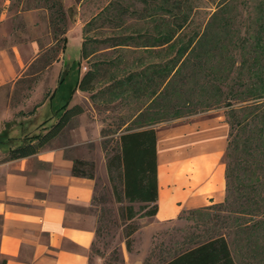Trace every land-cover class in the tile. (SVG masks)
<instances>
[{"label": "rangeland", "instance_id": "1", "mask_svg": "<svg viewBox=\"0 0 264 264\" xmlns=\"http://www.w3.org/2000/svg\"><path fill=\"white\" fill-rule=\"evenodd\" d=\"M61 2L67 13L64 50V43L57 40L53 33L52 10L46 0H0V50L6 59L26 62L34 58L32 64L39 58L33 67L30 68L29 64L24 73L0 87V135L7 131L11 136L7 144L15 147L46 132L68 103L70 106L78 103L85 108V112L72 121L59 139L61 144L68 145L76 130L78 159L95 164L93 173L97 179V194L92 210L100 217L101 232L94 249L99 250L101 255L93 252V257L103 259L98 264H122L119 247L126 237L119 215L120 205L115 201L106 173L98 170L101 161L106 162L105 147L110 151L116 148L118 136L127 130L167 127L211 114L223 115L228 123L233 122L226 104L230 100L229 94L236 90V80H245L249 87L264 93L261 86L264 81V0ZM114 10L126 14L121 15L122 20L111 24L106 14L114 13ZM178 24H184V30L178 33L177 47L195 39L197 33L202 35L201 39H196L198 48L191 52L178 71V77L190 76L184 91L171 92L170 98L162 94L160 97L138 99L129 94L109 102L106 93L112 82L139 72L150 64L164 62L176 51V48L167 53L160 48L141 49L137 47L141 43L137 39L128 43V47L114 46L120 38L137 34L144 36L145 33L156 36L158 31L174 30ZM85 40H88L87 47L91 52L88 59H83L81 55ZM31 44L36 46L34 54L31 53ZM198 61L202 67L195 66ZM96 63L101 65V72L96 95L91 98L90 93L76 88L78 80ZM71 64L60 84L61 73ZM210 77L217 78L213 85L206 84ZM248 90L240 89V94L248 96ZM260 102H264V98ZM233 104L238 108L242 103L234 100ZM259 107L264 110V104ZM33 110L34 113H31ZM262 125L259 122L256 126L248 125L240 129L234 126L227 153L228 175L234 177L238 174L247 184L255 183L251 195L258 204H246L255 216L244 217L234 213L241 209L240 203L244 202L238 200L240 186L236 180L229 188L227 204L214 207L208 215L201 211L191 213L194 227L199 228L205 222L211 226L214 221L222 227L227 224L225 232L233 239L234 232L262 220L263 231L240 234H243L241 239L259 237L264 243V143L259 138ZM4 151H0V162L8 160V151ZM248 162H255L256 165L249 168ZM133 223L138 225V220ZM238 225L242 226L235 228ZM168 233L169 236L164 239L171 244L182 236L174 230ZM251 254L248 251V255ZM115 257L119 261L112 259ZM257 257L252 260L249 256L250 264H264V254Z\"/></svg>", "mask_w": 264, "mask_h": 264}, {"label": "crops", "instance_id": "2", "mask_svg": "<svg viewBox=\"0 0 264 264\" xmlns=\"http://www.w3.org/2000/svg\"><path fill=\"white\" fill-rule=\"evenodd\" d=\"M35 47L31 44L32 54ZM33 60H20L21 63L7 60L0 50V87L24 73ZM154 128L159 213L135 219L139 227L132 236V251L128 250L126 240L119 247L122 264H153L166 249L182 246L184 242L186 248H194L196 245L190 244L189 238L204 227L193 226L191 213L201 211L208 215L227 201L231 131L227 119L211 114ZM75 131L68 145L61 144L57 138L33 156L0 162V264L103 261L101 257H93L99 225L98 215L92 210L97 179L73 174L74 160L79 158ZM4 150L7 148L0 146V151ZM98 170L108 178L105 160ZM173 230L182 236L171 244L164 237ZM226 230L222 229L221 233L227 238L235 263L250 264L249 240L241 239L243 234L237 232L231 239Z\"/></svg>", "mask_w": 264, "mask_h": 264}, {"label": "trees", "instance_id": "3", "mask_svg": "<svg viewBox=\"0 0 264 264\" xmlns=\"http://www.w3.org/2000/svg\"><path fill=\"white\" fill-rule=\"evenodd\" d=\"M52 10L51 24L53 26V33L57 40L64 43L62 50L66 47L67 43V13L64 10L61 0H46ZM114 13L106 14V18L109 23L114 24L122 20L121 10H114ZM126 14V13H124ZM102 15V13H101ZM184 24H178L177 27L172 29H166L165 31H158V35L150 36L147 33L144 36L137 34L136 36H127L120 38L119 43L115 44L116 47H128L131 41L139 40L141 43L137 45L143 49H163V51H170L176 48L175 53L168 60L164 62H158L150 64L146 68L139 72H132L124 78H120L114 81L108 87L106 95L109 102H114V98H121L130 94L135 98L143 97H160L162 94L171 96V92L182 93L187 86L190 76L185 74L178 77V71H180L181 65L186 61V58L198 48V40L201 39L200 33L195 34V39H190L185 44H180L177 47V42L180 36L178 33L184 30ZM198 39V40H196ZM87 41L82 44L81 55L83 59H88L91 55L87 47ZM57 54V51H56ZM37 58L30 66L33 67L37 62ZM55 61L58 60L54 58ZM50 64V63H49ZM48 64V65H49ZM197 68L202 67L200 61L196 62ZM47 67V66H46ZM70 66H67L60 75V84L64 81L65 76L68 74ZM101 65L94 64L93 68L89 69L79 80L77 88L79 91L88 92L91 94V98L96 95L97 82L100 78ZM217 78L210 77L207 81V85H213ZM259 81V79H257ZM234 83L236 90L231 92L229 101L226 104L229 111L232 113L234 121L229 123L231 131L229 136L232 135L234 126L236 129L242 127L256 126L259 122L263 123L259 138L264 143V110H261L259 105L264 104L260 102L264 98V93L260 90H254L248 86L247 81L238 79ZM261 86L264 87V81L262 80ZM180 88V89H179ZM250 89L248 96L243 97L240 94V89ZM239 100L242 104L236 108L233 101ZM259 103V104H258ZM85 112V108L81 104H74L72 106L65 105L62 112L59 115L58 120L51 124L46 132L38 134L34 138L24 141L15 147L8 145L11 140L8 136V132L0 135V146L7 148L8 159H20L33 156L59 138L64 130L70 126L72 121ZM34 113V110L31 112ZM237 134L239 131L237 130ZM5 140H7L5 142ZM157 132L156 128L150 126V128L133 129L122 132L117 139L116 148L111 151L105 147L106 152V167L108 172L109 182L112 187L115 201L120 205L119 215L121 221L125 227L126 244L129 251L133 249L132 236L137 231L138 225L133 221L137 218L153 217L159 213V185H158V154H157ZM228 155V154H227ZM256 165L255 162H248V167ZM246 166V165H245ZM262 167V164H260ZM251 168V167H249ZM229 166L227 165V186L228 196L226 204L229 202V188L234 185V181H239L238 200L244 202L240 203L239 210L234 211L235 214L247 217H253L252 211L246 208V204H258V201L253 198L251 192L255 190V183H249L242 177L235 175L231 177L228 175ZM95 164L82 159H75L73 165V174L78 177H85L94 179ZM240 175V174H239ZM138 205V208L136 206ZM225 205V204H224ZM222 206V205H221ZM220 207V206H219ZM227 211V210H226ZM218 218H216L217 220ZM227 221L229 218L226 219ZM241 220V219H240ZM208 221V220H207ZM97 239L100 236L101 226L100 217H98ZM216 223H218L216 221ZM250 224V223H249ZM205 225V226H204ZM202 225L204 228L199 233H195L189 238V243L196 245L194 248H186L185 243L182 246H173L170 249H166L164 254L157 256V260L153 264H236L230 251L227 238L222 235L221 230L227 229L228 225L223 227L221 224H215L211 222V226L208 222ZM218 226V229L216 227ZM263 221L256 222L253 226L247 228H241L236 231L238 233H244L250 231H258L262 228ZM200 226V225H199ZM238 225L237 227H241ZM262 230V229H261ZM263 231V230H262ZM262 233V232H260ZM264 238V236H262ZM262 238V239H263ZM97 241V240H96ZM96 242L93 246V252L101 255L99 250H95ZM248 251H251L252 259H257L259 255L264 254V243L261 242V238L254 240L249 239ZM115 255L117 251L113 252ZM115 261H119V258H112Z\"/></svg>", "mask_w": 264, "mask_h": 264}]
</instances>
